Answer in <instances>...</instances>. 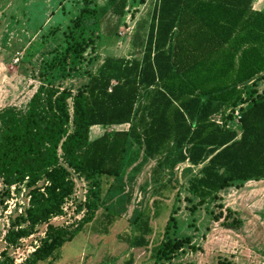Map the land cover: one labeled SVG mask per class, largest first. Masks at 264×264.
I'll return each mask as SVG.
<instances>
[{"label": "trees", "instance_id": "16d2710c", "mask_svg": "<svg viewBox=\"0 0 264 264\" xmlns=\"http://www.w3.org/2000/svg\"><path fill=\"white\" fill-rule=\"evenodd\" d=\"M128 3L108 0L118 18L125 17ZM252 4L158 0L147 33L138 22L132 37L142 57L105 58L88 84L73 93L46 82L48 73L56 70L71 75L98 42V36H87L91 28L86 22L99 20L104 10H81L65 46L46 64L48 72L41 73L43 81L26 112L16 107L0 111V178L8 187L26 183L32 189L22 218L27 226L10 231L6 243L17 246L38 226L48 225L28 264L61 259L63 247L83 231L86 222L74 231L51 224L65 215L64 206L74 192L69 169L113 179L120 185L108 191L123 203L128 171L139 174L157 160L151 177L157 199L132 219L133 234L120 236L133 249L149 248L151 221L161 216L167 193L178 189L173 177L179 165H191L186 172L191 175L188 192L199 200L193 213L208 201L221 200L227 189L264 180V93L256 89L264 80V12L253 11ZM125 125L127 130L91 138L94 127ZM42 180L47 185L40 188ZM227 213L233 212L228 208ZM121 217L115 205L105 207L96 219L100 233L109 235ZM175 222L171 217L167 232ZM241 224L237 220L228 225ZM187 246L199 250L190 238L164 240L151 249L150 259L167 264ZM133 263V258L126 262ZM221 264L234 262L225 258Z\"/></svg>", "mask_w": 264, "mask_h": 264}, {"label": "rangeland", "instance_id": "374dc122", "mask_svg": "<svg viewBox=\"0 0 264 264\" xmlns=\"http://www.w3.org/2000/svg\"><path fill=\"white\" fill-rule=\"evenodd\" d=\"M157 1L129 0L125 17L118 18L111 13L108 0H0V111L16 107L21 113L26 112L43 81L41 73L48 72L46 64L65 46L74 21L86 6L104 10L99 20L86 22L91 28L87 36H98V42L89 48L83 64L71 75L67 77L56 70L48 73L47 84L76 93L88 84L105 58H141V49L135 47L132 37L140 24L147 33ZM256 89L264 93V83H259ZM72 104L70 101L71 108ZM128 128V125L106 130L95 127L91 138ZM156 164L157 160L151 161L139 174L128 171L123 182L126 198L123 203L108 191L120 185L113 179L69 169L74 192L64 206L65 215L54 218L51 224L74 231L86 223L82 233L63 247L61 259L42 264H126L131 258L133 264H154L150 259L152 248L167 239L185 238H190L199 250L192 251L187 246L167 264H221L225 258L234 264H264V182L227 189L221 193V200L208 201L193 213L192 208L199 200L188 192L191 175L186 173L187 164L174 170L178 189L167 193L161 216L151 221L154 231L148 237L149 248L133 249L124 243L120 236L133 234L132 219L138 212L152 208L157 199L151 182ZM200 169L195 168L192 176ZM46 185V180H42L37 186ZM31 190L26 183L8 187L0 178V264H28L45 238L47 224L38 226L32 236L20 240L17 246L6 243L10 231L27 226L22 218L30 206ZM111 205L122 211V217L111 227L109 235H103L96 219ZM228 208L233 212L229 216ZM215 215L220 221L214 219ZM171 217L176 222L167 232ZM237 220H242L239 228L228 225Z\"/></svg>", "mask_w": 264, "mask_h": 264}, {"label": "crops", "instance_id": "0c3cea01", "mask_svg": "<svg viewBox=\"0 0 264 264\" xmlns=\"http://www.w3.org/2000/svg\"><path fill=\"white\" fill-rule=\"evenodd\" d=\"M252 10L253 11H261V12H264V0H253ZM262 83H264V80L262 81ZM96 128H98V127H96ZM91 134H92V132H91ZM101 135H103V134H101ZM100 136H98V137H100ZM98 137H96V138H98ZM96 138H94V139H96ZM185 164L189 165V167L191 166L189 163H185ZM262 182H264V180H261V181H250L248 183L260 184ZM248 183H246V184H248Z\"/></svg>", "mask_w": 264, "mask_h": 264}, {"label": "built area", "instance_id": "2783aa9c", "mask_svg": "<svg viewBox=\"0 0 264 264\" xmlns=\"http://www.w3.org/2000/svg\"><path fill=\"white\" fill-rule=\"evenodd\" d=\"M235 115H236V123L238 124L239 123V120H240V114H239V110H236V113H235ZM221 125H222V123L221 122H219ZM234 127H236V126H234Z\"/></svg>", "mask_w": 264, "mask_h": 264}]
</instances>
